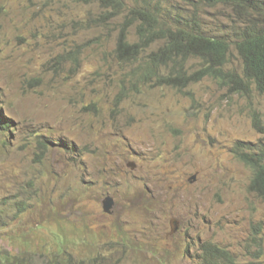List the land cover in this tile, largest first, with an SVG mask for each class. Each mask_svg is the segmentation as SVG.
Here are the masks:
<instances>
[{
    "label": "rangeland",
    "instance_id": "obj_1",
    "mask_svg": "<svg viewBox=\"0 0 264 264\" xmlns=\"http://www.w3.org/2000/svg\"><path fill=\"white\" fill-rule=\"evenodd\" d=\"M105 7L0 0V115L12 126L0 128L1 241L55 251L64 234L76 264H200L210 244L237 264H264V200L232 153L262 138L253 121L264 120V97L211 78L183 90L143 86L116 56L118 32L96 20ZM254 16L264 23L263 11ZM240 21L222 5L203 13L210 35L229 31V40ZM229 61L240 71L236 50Z\"/></svg>",
    "mask_w": 264,
    "mask_h": 264
},
{
    "label": "trees",
    "instance_id": "obj_2",
    "mask_svg": "<svg viewBox=\"0 0 264 264\" xmlns=\"http://www.w3.org/2000/svg\"><path fill=\"white\" fill-rule=\"evenodd\" d=\"M100 1L111 9L105 7L96 20L118 32L116 56L135 66L138 74L132 71L133 77L140 78L143 86L156 84L183 90L211 78L234 94L250 97L256 92L264 97V23L254 16L255 12H264V0ZM218 5L228 10L230 7L241 17L231 40L229 31L214 36L203 25L205 8ZM233 49L242 61L240 71L230 67ZM71 54L76 57L78 52ZM191 59L199 61L201 68L187 74L182 71L181 61ZM125 90L124 87L120 97L126 94ZM7 122L0 115L1 129H12ZM253 126L262 138L258 142H238L232 153L253 172L250 192L264 200V120L256 115ZM6 218L0 212V233L7 227ZM54 244L55 251L43 245H37L41 247L37 250L30 239H19L11 245L0 239V264H76L68 252L70 243L64 234L57 235ZM203 254L200 264H237L232 253L218 245H205ZM78 258L77 264H92L91 257Z\"/></svg>",
    "mask_w": 264,
    "mask_h": 264
},
{
    "label": "water",
    "instance_id": "obj_3",
    "mask_svg": "<svg viewBox=\"0 0 264 264\" xmlns=\"http://www.w3.org/2000/svg\"><path fill=\"white\" fill-rule=\"evenodd\" d=\"M128 167H130L132 170H134L135 164L130 162V163H128ZM196 180H197V176L195 175L189 179V182L194 183V182H196ZM115 205H116V201L112 196H107L102 202L103 210L107 214L113 213V210L115 209ZM174 222H177L179 224V221L177 219H172V221H171V224H172L171 225V229H172L171 234H174L178 231V228L174 229V227H173Z\"/></svg>",
    "mask_w": 264,
    "mask_h": 264
},
{
    "label": "flooded vegetation",
    "instance_id": "obj_4",
    "mask_svg": "<svg viewBox=\"0 0 264 264\" xmlns=\"http://www.w3.org/2000/svg\"><path fill=\"white\" fill-rule=\"evenodd\" d=\"M174 224H175L174 229L180 228V222H179V224H178L177 222H174ZM171 231H172V229H171ZM170 233H171V232H170Z\"/></svg>",
    "mask_w": 264,
    "mask_h": 264
},
{
    "label": "clouds",
    "instance_id": "obj_5",
    "mask_svg": "<svg viewBox=\"0 0 264 264\" xmlns=\"http://www.w3.org/2000/svg\"><path fill=\"white\" fill-rule=\"evenodd\" d=\"M171 234V233H170Z\"/></svg>",
    "mask_w": 264,
    "mask_h": 264
}]
</instances>
